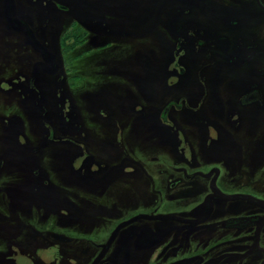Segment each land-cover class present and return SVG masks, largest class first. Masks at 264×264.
<instances>
[{
    "label": "flooded vegetation",
    "instance_id": "flooded-vegetation-1",
    "mask_svg": "<svg viewBox=\"0 0 264 264\" xmlns=\"http://www.w3.org/2000/svg\"><path fill=\"white\" fill-rule=\"evenodd\" d=\"M5 1L0 0L5 25L21 34L27 51L39 54L24 31L9 25ZM13 1L16 18L54 57L53 66L43 61L45 66L51 75L58 74L55 56L32 31V1ZM155 1L157 16L168 20L158 28L168 43L165 69L172 78L165 80L171 81L167 86L173 93L153 121L170 129L174 143H159L149 163L116 158L103 164L92 157L84 162L91 166V178L98 170L107 173L103 176L127 178L143 172L146 185L156 181V188L127 191L123 204L107 211L105 223L79 227L74 238L47 227L45 234L34 231L40 242L28 246L35 253L47 249V264H264V0H76L82 9L78 20L106 22L100 36L108 38L111 18L129 21ZM55 6L68 11L60 3ZM77 32L87 38V32ZM91 32L96 38L98 32ZM192 83L196 89L189 87ZM178 84L197 94L176 97ZM180 114L196 142L182 141L186 126L180 125ZM139 117L144 126L146 112ZM121 118L114 121L117 128L123 127L117 123ZM45 125L47 140L53 141V131ZM129 179L126 189L130 183L140 187ZM37 257L30 254L26 263L41 264Z\"/></svg>",
    "mask_w": 264,
    "mask_h": 264
},
{
    "label": "rangeland",
    "instance_id": "rangeland-1",
    "mask_svg": "<svg viewBox=\"0 0 264 264\" xmlns=\"http://www.w3.org/2000/svg\"><path fill=\"white\" fill-rule=\"evenodd\" d=\"M31 1L32 31L55 56L59 72L51 75L40 55L27 51L21 34L5 25L0 11V264H32L26 263L30 254L47 264V249L35 253L28 246L40 242L34 231L45 234L47 227H55L74 238L79 227L105 223L107 211L122 205L127 191L156 188V181L146 185L143 172L131 175L139 188L130 183L126 189L125 179L131 176H103L107 173L98 170L91 178V166L84 162L88 157L103 164L116 158L149 163L159 143L171 146L175 140L169 128L153 121L173 93L167 86L171 81L165 80L172 78L165 69L168 43L158 28L168 20L157 16V1L129 21L111 18L108 38L100 36L106 22L78 20L82 9L76 0ZM55 3L68 11L58 10ZM79 29L87 38L80 37ZM177 86L176 97L197 94ZM189 87L196 89L194 83ZM140 112H146L144 126ZM118 115L124 116L117 120L123 123L120 128L114 122ZM179 118L187 129L182 141L196 142L182 114ZM45 124L53 141L47 140Z\"/></svg>",
    "mask_w": 264,
    "mask_h": 264
},
{
    "label": "water",
    "instance_id": "water-1",
    "mask_svg": "<svg viewBox=\"0 0 264 264\" xmlns=\"http://www.w3.org/2000/svg\"><path fill=\"white\" fill-rule=\"evenodd\" d=\"M5 12H6L5 14H6L9 25L14 30L24 31L27 41L42 56L43 61L46 63H50L53 66L54 57L36 41L33 34L31 33V31L27 28L26 24H24L23 22L19 21L16 18L13 0H6L5 1ZM55 71H56V69L54 67L53 72H55Z\"/></svg>",
    "mask_w": 264,
    "mask_h": 264
}]
</instances>
